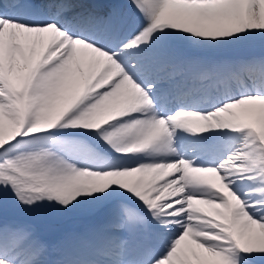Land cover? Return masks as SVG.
Returning <instances> with one entry per match:
<instances>
[{
	"label": "snow or ice",
	"instance_id": "snow-or-ice-1",
	"mask_svg": "<svg viewBox=\"0 0 264 264\" xmlns=\"http://www.w3.org/2000/svg\"><path fill=\"white\" fill-rule=\"evenodd\" d=\"M0 264H264V0H0Z\"/></svg>",
	"mask_w": 264,
	"mask_h": 264
}]
</instances>
